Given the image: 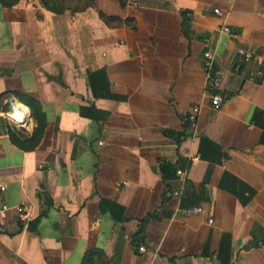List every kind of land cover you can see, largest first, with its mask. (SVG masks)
Segmentation results:
<instances>
[{
	"label": "crops",
	"instance_id": "1",
	"mask_svg": "<svg viewBox=\"0 0 264 264\" xmlns=\"http://www.w3.org/2000/svg\"><path fill=\"white\" fill-rule=\"evenodd\" d=\"M183 10L191 19L186 35ZM99 11L134 18L135 30L108 27ZM239 48L252 57L244 59ZM206 50L215 52L221 78L217 109L203 69ZM101 67L124 100L92 96L87 72ZM5 91L0 178L10 208L0 215V264H80L93 248L117 264H222L223 234L229 264H264V146L256 147L264 132V0H94L73 15L54 14L36 0L0 6ZM13 91L34 96L46 115L31 151L9 137L33 128L30 109ZM11 102L27 110V127L8 115ZM91 103L108 115L83 117L80 108ZM195 105L197 119L189 122ZM201 137L227 157H200ZM251 148L252 160L239 152ZM162 161L186 169L184 183L174 173L164 179ZM180 188L181 197L173 196ZM250 189L243 204L239 195ZM100 198L121 204L127 220L101 212ZM23 204L24 221L16 211ZM194 206L202 210L181 212ZM148 214L140 243L146 251L139 252L131 239Z\"/></svg>",
	"mask_w": 264,
	"mask_h": 264
},
{
	"label": "trees",
	"instance_id": "2",
	"mask_svg": "<svg viewBox=\"0 0 264 264\" xmlns=\"http://www.w3.org/2000/svg\"><path fill=\"white\" fill-rule=\"evenodd\" d=\"M121 5H124L123 0H119ZM21 2V0H0V6L3 7H12ZM37 4L46 10L54 13V14H64L69 13L71 15L77 12H83L88 8L94 6V0H36ZM182 18V33L186 35L187 31L191 25V19L189 16V11L183 10L181 11ZM39 16V15H38ZM99 18L104 22L108 27H122L127 25L131 30H135V19L132 17L121 19L117 16L107 15L101 11L98 12ZM87 86L89 87L92 96L94 98H105V99H114V100H124L125 97L114 94L111 92L110 82L107 77V73L104 67L97 68L92 71L87 72ZM11 92L5 91L0 94L1 96H8ZM14 96L17 98L19 102L24 104L30 109L31 116L33 119V128L29 135L23 134L21 132H13L11 131L9 134L10 140L17 145V147L25 150L31 151L34 150L38 144L40 143L45 126H46V115L42 109L40 102L33 96L21 93L17 91H13ZM80 114L83 117L90 118L92 120H100L104 119L108 113L97 109L94 104H89L87 106H82L80 108ZM264 146V132L261 135L259 143L256 147ZM208 147V148H207ZM254 148L247 149L244 151H239L243 156L252 160L248 153H250ZM199 154L200 157L209 158L212 155L216 157V160L220 158H226V152L222 151L221 147L217 144L213 143L206 137H201L199 142ZM176 167L167 163L166 161H162L160 163V171L162 173V177L164 179L171 178L175 171ZM210 171V170H209ZM207 172L205 178L202 183V187H204L208 175L210 172ZM254 190L250 189L248 196L242 197L239 195L241 202L246 204L249 199L253 196ZM99 209L101 212H108L112 218L117 222H122L127 220L124 216V207L116 203L114 201L100 198L99 200ZM152 216L151 214L146 215L144 218L140 220L139 226L135 234L133 235L131 242L133 246L138 248L140 243L144 240V229L147 219ZM37 220L33 221V228L36 225ZM229 235L223 234L218 251V257L220 258L222 264H229ZM80 264H117L112 261L106 253L101 248H93L85 252L82 261Z\"/></svg>",
	"mask_w": 264,
	"mask_h": 264
},
{
	"label": "built area",
	"instance_id": "3",
	"mask_svg": "<svg viewBox=\"0 0 264 264\" xmlns=\"http://www.w3.org/2000/svg\"><path fill=\"white\" fill-rule=\"evenodd\" d=\"M126 3H129L131 5H137L138 0H123ZM215 13L220 14V10L218 8L214 9ZM221 31L230 34L232 32L231 28L228 25H222L221 26ZM237 53L244 56V59L248 60L249 58L252 57V53L250 51H245L244 49H237ZM203 69L205 72V77L207 80V86L209 87V91H210V104L213 108L217 109L219 108V106L221 105L222 101H223V96L221 91L219 90V86H220V82H221V78L219 76V71L217 70L216 67V54L215 52L211 51V50H206L203 53ZM11 111L8 112V115L13 118L14 120H16L17 122L20 123V125H22L23 127H27V118H28V114L24 113L22 116L21 121H19L20 119L14 114L15 110H16V105L15 103L11 102ZM199 113V107L198 106H192L189 111H188V115H187V120L189 122H194L197 119ZM175 176H177L179 179H181V182L184 183V181L186 180V176H187V171L186 169H180L177 168L174 171ZM7 185L4 181L1 180L0 178V215H3V213L8 210L10 207L2 201L1 199V194L6 190ZM172 195L175 197H181L182 195V188H180V190H175L172 192ZM16 211L18 213L19 219L24 221L28 218L29 216V207L25 204L20 205V206H16ZM202 210V208L200 206H194L191 208H183L181 209V212L183 214H187V213H198ZM211 222V219H210ZM137 250L139 252H145L146 251V247L143 244H140L137 248Z\"/></svg>",
	"mask_w": 264,
	"mask_h": 264
},
{
	"label": "bare ground",
	"instance_id": "4",
	"mask_svg": "<svg viewBox=\"0 0 264 264\" xmlns=\"http://www.w3.org/2000/svg\"><path fill=\"white\" fill-rule=\"evenodd\" d=\"M15 105H16V110L14 114L20 119L19 121H21L23 114L24 113L27 114V110L17 103Z\"/></svg>",
	"mask_w": 264,
	"mask_h": 264
},
{
	"label": "water",
	"instance_id": "5",
	"mask_svg": "<svg viewBox=\"0 0 264 264\" xmlns=\"http://www.w3.org/2000/svg\"><path fill=\"white\" fill-rule=\"evenodd\" d=\"M7 102L10 103V99H8ZM9 109H12L11 104L9 105Z\"/></svg>",
	"mask_w": 264,
	"mask_h": 264
}]
</instances>
